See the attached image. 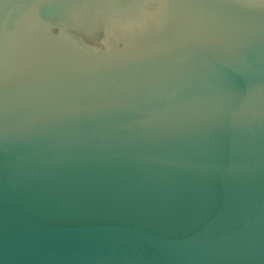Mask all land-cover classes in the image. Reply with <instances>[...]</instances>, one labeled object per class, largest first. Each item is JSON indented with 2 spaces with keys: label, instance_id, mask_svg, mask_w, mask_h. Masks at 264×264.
I'll return each mask as SVG.
<instances>
[{
  "label": "water",
  "instance_id": "obj_1",
  "mask_svg": "<svg viewBox=\"0 0 264 264\" xmlns=\"http://www.w3.org/2000/svg\"><path fill=\"white\" fill-rule=\"evenodd\" d=\"M0 264H264V0H0Z\"/></svg>",
  "mask_w": 264,
  "mask_h": 264
}]
</instances>
